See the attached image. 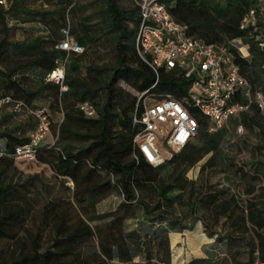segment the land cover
Segmentation results:
<instances>
[{"label": "trees", "instance_id": "trees-1", "mask_svg": "<svg viewBox=\"0 0 264 264\" xmlns=\"http://www.w3.org/2000/svg\"><path fill=\"white\" fill-rule=\"evenodd\" d=\"M43 1L51 11H29L26 15L45 23L57 37L53 41L36 42L33 47L26 46L19 54L22 59L19 58L11 70L0 69V99L8 98L10 107L21 105L24 115L28 110L44 111L50 122L49 133L51 130L55 134L56 144L42 147L45 138L35 149L34 162L18 161L14 158L15 151L29 144V138L0 129V246L4 245L0 248V264H111L114 260L119 264H171L169 233L192 230L181 225V219L175 216L174 209L180 204H184L192 217L206 214L199 220L209 237L217 234L214 228L224 218L229 233L220 240L224 239L229 245L245 242L247 264H264V199L257 200L250 185L246 200L214 192L205 199L191 201L195 184L185 175L219 149L226 129L210 133L207 120L187 103L186 109L197 123V134L185 148L159 167L151 166L136 151L133 139L138 129L132 120L134 115L142 114V102L118 84L124 83L138 95H148L156 101L170 97L185 103L192 80L176 69H161L157 84L152 88L156 75L135 49L140 15L133 2L130 0L132 7L124 11L118 0H99L100 15L109 33H113L114 64L104 69L87 67V76L81 79L79 63L86 49L95 42L93 34L99 30L90 26L88 17L74 0ZM7 2L12 7L23 8L28 0ZM166 8L190 38L209 46H226L232 61L250 84L252 94H264V17L259 16L261 6L257 0H167ZM251 9L258 13L257 24L242 30L241 21ZM6 14L7 11L0 8V65L9 59L5 47L7 31L3 30ZM67 25L70 35L84 51L69 57L63 83L67 90L61 92L59 86L47 81V76L66 58L55 46ZM234 40H240L247 48L248 58H242L231 45ZM35 49L39 50L35 53ZM29 70L38 71L36 90H31L35 88L33 84L27 87L28 78L16 77ZM44 93L50 99V110H59L62 115L57 126L48 110L32 106ZM240 101L247 102L244 98ZM84 102L94 106L95 119L85 118L77 109V105ZM250 110L253 117L248 118L243 113L230 122L233 127L257 128L264 149V117L256 104L252 103ZM199 143L200 148L196 146ZM15 163L49 168L56 182L73 191L72 199L78 212L63 198L44 201L37 211L36 186L42 185V181L38 177L20 175L16 182L14 175L11 176V172L17 173ZM256 177L260 185L264 184V171ZM259 191L264 193V188L260 186ZM112 193L122 197L119 211L90 216V211ZM186 195L192 197L184 203ZM38 213L42 217L40 227L33 235L27 225ZM138 214L149 228L126 232V222L136 220ZM90 222H101L103 226L91 227ZM42 226L50 233L45 247ZM22 233L25 236H21ZM194 235L201 237L200 232ZM177 239L178 235H173L172 244ZM180 256L179 252L174 260ZM135 259L141 261L135 262ZM203 262L195 260L190 264Z\"/></svg>", "mask_w": 264, "mask_h": 264}, {"label": "built area", "instance_id": "built-area-1", "mask_svg": "<svg viewBox=\"0 0 264 264\" xmlns=\"http://www.w3.org/2000/svg\"><path fill=\"white\" fill-rule=\"evenodd\" d=\"M138 9L140 19L135 37V49L138 57L146 63L156 75L152 88L157 84L158 71L178 70L187 79L192 80L185 103L170 97L156 101L148 95L142 103L143 112L134 115L132 124L138 132L133 143L136 151L151 166L159 167L165 159L158 151V144L171 152L179 153L197 134V123L191 117L186 104H191L210 124L209 131L216 132L228 122L250 110L252 103L264 111V98L253 95L248 81L241 75L240 69L232 61L226 46L215 47L190 38L183 26L177 24L166 8L167 0H131ZM264 17V0H257ZM7 0H0V8L7 9ZM256 10L251 9L241 21V29L255 27ZM62 39L55 50L64 53L65 60L47 76V81L60 87L63 85L65 67L70 56L81 55L83 48L70 35L69 26L61 30ZM242 58H248L247 48L240 40L231 43ZM245 52V53H244ZM141 98L139 100H141ZM246 99V103L241 102ZM238 99V100H237ZM146 100H149L147 103ZM10 100H0V109L10 106ZM77 109L87 119L97 117L96 110L89 102L79 103ZM12 113H23L21 105L12 106ZM36 120L35 129L29 134V144L17 148L14 154L18 161H35V149L49 135L50 122L44 111L26 112ZM166 147H164V146ZM169 152V151H167ZM2 154L0 153V157Z\"/></svg>", "mask_w": 264, "mask_h": 264}, {"label": "rangeland", "instance_id": "rangeland-1", "mask_svg": "<svg viewBox=\"0 0 264 264\" xmlns=\"http://www.w3.org/2000/svg\"><path fill=\"white\" fill-rule=\"evenodd\" d=\"M98 2L99 0H74V3L81 7L84 16L88 17V21L91 23L90 26L99 30L93 34L95 42L90 48L86 49V55L79 63L80 70L78 77L81 79L87 76V67L104 69L114 64L113 33H109L110 30L104 22V17L100 15L101 7ZM118 3L124 11L132 7L130 0H118ZM78 16L80 15L78 14ZM66 69H68V66ZM118 87L137 97L138 100L141 98V95L135 93L124 83H119ZM262 88H264V82H262ZM260 96L264 98V94H260ZM144 100L145 98L142 97L140 102L143 103ZM146 102L148 103L149 100H146ZM10 109L12 110V106ZM10 109H6L8 111L4 109V111L11 113ZM56 111H58L59 116H56L54 119L51 118L55 123L54 126L59 125L62 120L60 111ZM260 113L264 117V111H260ZM2 114H4L3 111L0 113V117ZM22 114L20 116H13L15 123L21 120L23 116H28L24 114L22 116ZM246 114L248 118L253 117L251 110ZM34 121L36 124L35 119ZM223 128L226 129L227 133L220 143L219 149L215 153H210L204 157L195 167L189 169L185 175V178L189 182L195 184L194 195H192L191 201L196 202L198 199H205L214 192L218 193V195L219 193H226L229 196L234 195L241 200H246L248 198L247 191L249 190V185L254 189V196L257 200L264 199V193L259 191L260 186L264 188V184L260 185L256 177L261 171H264V149L261 147L262 143L259 140L258 129L255 127L250 129L248 126L233 127L231 122H228ZM53 144H56V136L50 130L42 147ZM196 146L200 148L201 144H196ZM158 151L165 161L175 154L174 152L165 151L160 144H158ZM207 162L208 165L205 166ZM15 165L17 173L11 172V176L14 175L16 182L19 181L20 175L25 178L38 177L42 181V185L37 184L36 186V191L38 192V196L36 197L37 211L42 202L63 198L65 201L73 204L75 211L78 212V207L72 199L73 191L70 188L68 190L67 186L64 187L56 182L49 168L26 163H15ZM68 186L71 187V184ZM192 196L186 195L183 202L186 203ZM121 204L122 197L117 193H112L96 205L94 211H90V216L116 213L119 211ZM174 212L175 216L181 219V225L191 227L192 230H176L169 233L171 264H190L195 260H204L201 264H235V262L247 264L248 256L245 242L238 241L229 245L224 239L220 240L229 233L228 226L224 225V218L214 228L217 234L209 237V232L205 231L202 221L199 220L203 216L205 218L206 214L200 213L196 218L192 217L188 214L184 204L177 205ZM41 218V214L38 213L27 225V229L33 235L38 233ZM89 224L91 227L103 226L101 222H90ZM149 226V224L143 222L142 216L138 214L136 220L127 221L124 227L125 231L129 232L135 229L140 231L147 230ZM41 229H44V242L41 244L45 247L49 241L48 236L50 237V233H48V229L44 226ZM196 232H200L201 237H196L194 235ZM173 235H178L175 244H172L171 241ZM21 236H25V234L22 233ZM1 247H4V245H1ZM179 252L181 253L180 258L174 260ZM139 261L141 260L135 259V262ZM111 264L119 263L114 260Z\"/></svg>", "mask_w": 264, "mask_h": 264}, {"label": "crops", "instance_id": "crops-1", "mask_svg": "<svg viewBox=\"0 0 264 264\" xmlns=\"http://www.w3.org/2000/svg\"><path fill=\"white\" fill-rule=\"evenodd\" d=\"M27 5L23 8H19L10 4L7 9V14L5 15L4 22V31H7V43L6 47L7 55L9 59L0 65V69L2 71L11 70L15 63L20 59H22L19 54L20 51L25 49L26 46L33 47L36 42L40 41H53L57 34L53 30H50L49 26L45 25V23L41 22L39 19H32L26 15L29 11L46 13L51 11V8L47 6V4L43 0L38 1H29L26 2ZM37 5V6H36ZM2 27L0 26V31ZM22 45V47L16 48L14 45ZM39 50V49H38ZM35 49L33 52H37ZM37 70H29L23 72V74L17 75L16 77H25L28 78V84H33L35 86L34 89H38L37 84ZM30 90V88H28ZM8 98H2L0 100H7ZM9 100V99H8ZM33 107L37 108H45L49 111L51 118H55L59 116L57 112L50 110V99L47 97L46 93L43 94L42 98L36 99L33 104ZM4 109H10V106H4L0 109V113L3 111L4 114L0 117V129L1 130H9L15 132L17 136L28 137V135L32 132L35 127V121L32 117L23 116V118L16 123L14 122V118L11 113H7ZM11 110V109H10ZM53 121V120H52ZM54 122V121H53Z\"/></svg>", "mask_w": 264, "mask_h": 264}]
</instances>
